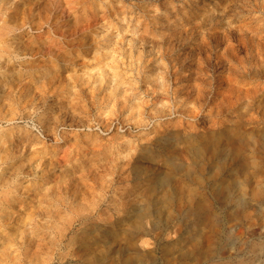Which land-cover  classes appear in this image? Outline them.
<instances>
[{
	"label": "rangeland",
	"instance_id": "obj_1",
	"mask_svg": "<svg viewBox=\"0 0 264 264\" xmlns=\"http://www.w3.org/2000/svg\"><path fill=\"white\" fill-rule=\"evenodd\" d=\"M228 7L232 43L240 27L264 34L247 0H0L2 264H191L192 241L258 230L243 209L264 207V93L259 109L222 111L229 66L248 65L241 48L215 64ZM260 68L243 93L264 92ZM153 131L144 156L164 171L121 178ZM230 243L206 264H264V233Z\"/></svg>",
	"mask_w": 264,
	"mask_h": 264
},
{
	"label": "bare ground",
	"instance_id": "obj_2",
	"mask_svg": "<svg viewBox=\"0 0 264 264\" xmlns=\"http://www.w3.org/2000/svg\"><path fill=\"white\" fill-rule=\"evenodd\" d=\"M28 2V1H27ZM47 3V2H46ZM45 3V4H46ZM30 4V3H29ZM28 4V5H29ZM23 5V4H22ZM47 6V4H46ZM3 8V7H2ZM39 9V8H38ZM232 10L228 7V10H226V12H222V14L220 15V18L225 22V24H227L228 29L226 34L224 35V40H223V47L225 48V52L223 54H221V57L219 58V60H217L215 62V64H222L224 61V58H226L224 55L225 53L229 54L227 56V59H236V53L238 51V48H241L245 51L247 57H248V65L244 66H237V67H233V66H229L228 69V73H227V77L225 79H223V83H225L229 90L226 94H223V98H222V104L225 106L224 110H222L223 112L225 111V113H229L231 111V109H240V108H244L245 111L248 110H255V109H259L260 106H262V99H257L254 95H258L257 93H264L261 90H257L252 92L251 94L246 92L243 93L242 89L239 87L240 85L244 84L246 81H250L254 78H250L249 76L253 75V72L257 73V70H260V66L264 65V34L258 36V32L256 31H251L249 34L248 32H244L243 29L240 27L237 29V37H236V45L234 43L231 42V39L233 37V34H235V30L233 29V27L231 26V19L228 16V12ZM20 14V13H19ZM213 15V14H212ZM234 16H238V13H234ZM4 18V17H3ZM22 18V17H21ZM20 18V19H21ZM43 18V17H42ZM5 19V18H4ZM7 19V18H6ZM19 19V18H18ZM2 20V19H1ZM13 20V19H12ZM23 22V21H22ZM4 25V24H2ZM2 27V26H1ZM260 29H256V30H261V26H259ZM7 29V28H6ZM11 29V28H10ZM1 30V29H0ZM4 30V29H2ZM1 32V31H0ZM4 33L8 34L7 31H5ZM2 33V34H4ZM101 33V32H100ZM19 34V33H18ZM1 35V34H0ZM23 35V34H22ZM5 36V34H4ZM97 36V35H96ZM255 36H258L257 38ZM1 38V36H0ZM6 37H4L5 39ZM98 38V37H97ZM105 38V37H104ZM103 39V37H102ZM3 40V39H2ZM110 40V39H109ZM3 43V42H2ZM5 43V42H4ZM7 43V41H6ZM110 43V42H109ZM97 44V43H96ZM2 45V44H0ZM6 45V44H5ZM3 46V45H2ZM105 46V45H104ZM9 47V46H8ZM108 47V46H107ZM1 48V47H0ZM112 48V47H110ZM4 50V49H3ZM2 50V51H3ZM6 50V49H5ZM4 50V51H5ZM12 50V48H11ZM95 49H93L94 51ZM108 50V49H107ZM106 50V51H107ZM112 50V49H111ZM7 53V52H6ZM5 53V54H6ZM9 53V51H8ZM21 53V52H20ZM99 54V53H98ZM3 55V54H2ZM96 55V54H95ZM10 56V55H9ZM8 57V56H7ZM238 57V56H237ZM96 58V57H95ZM3 59V58H2ZM209 59V55L204 56V60H208ZM239 59V58H237ZM241 59V58H240ZM8 61V60H5ZM92 61V60H91ZM94 61V60H93ZM236 61V60H234ZM241 61V60H240ZM245 62V61H244ZM243 62V63H244ZM1 63V62H0ZM9 63V61H8ZM204 63V64H203ZM241 63V62H240ZM4 64V63H3ZM90 64V63H89ZM205 62H201V68L202 71H206L205 68L211 70V65H206L205 66ZM246 64V63H245ZM10 65V64H9ZM8 65V66H9ZM28 65V64H27ZM233 65V64H232ZM237 65V64H236ZM3 66V65H2ZM93 66V65H92ZM260 68V69H259ZM16 69V68H14ZM263 69V68H262ZM259 72V71H258ZM115 73V72H114ZM261 73V72H260ZM259 73V74H260ZM22 74V73H21ZM9 76V75H8ZM254 76V75H253ZM252 77V76H251ZM15 78V77H14ZM2 79V78H1ZM0 79V80H1ZM4 81V80H3ZM256 81V79L254 80ZM253 81V82H254ZM2 82V81H1ZM11 82V81H10ZM201 83L203 81H200ZM205 82V81H204ZM6 84V83H5ZM1 85V84H0ZM3 86V85H2ZM9 86V85H8ZM4 88V87H3ZM1 88V89H3ZM196 89V97L192 103L191 109H190V113L195 114L197 113V109L201 108L204 104L205 101V90L200 88L198 85L193 86V89ZM0 89V90H1ZM116 89V88H115ZM4 90V89H3ZM2 90V91H3ZM1 91V92H2ZM261 91V92H259ZM0 92V93H1ZM7 93V92H5ZM5 95V94H4ZM7 95V94H6ZM5 95V96H6ZM4 97V96H3ZM2 97V98H3ZM7 97V96H6ZM1 98V97H0ZM38 98V97H37ZM6 100V99H5ZM244 100V101H243ZM16 101V100H15ZM5 102V101H2ZM245 103V104H244ZM2 105V104H0ZM13 106V105H12ZM2 107V106H1ZM3 111V110H2ZM221 113V112H220ZM219 113V114H220ZM53 122V120H52ZM11 130H13V128H11ZM21 131V130H20ZM11 132V131H10ZM16 132V131H15ZM24 132V131H23ZM12 133V132H11ZM20 133V132H19ZM25 133V132H24ZM44 133V132H43ZM8 134V133H7ZM24 135V134H23ZM2 137V136H0ZM11 138V135L9 136ZM40 138V137H39ZM36 139V138H35ZM38 139V138H37ZM6 142V141H5ZM3 143V142H2ZM22 143V142H21ZM38 143V142H37ZM1 144V143H0ZM27 144V143H26ZM7 145V144H6ZM9 145V144H8ZM4 146V144H3ZM15 146V145H14ZM13 147V146H12ZM28 147V146H27ZM5 153V151H4ZM2 153V154H4ZM14 164V163H13ZM12 165V164H11ZM3 179V178H2ZM6 179V178H5ZM1 183V182H0ZM13 202V201H12ZM16 205V204H15ZM70 231V230H69ZM62 235V234H61ZM65 235H62L60 237V241H59V245L61 243V240H63L62 238H64ZM58 242V241H57ZM62 244V243H61ZM55 251V250H54ZM61 252V251H60ZM75 263V262H74ZM78 263V262H77ZM76 264V263H75ZM79 264V263H78Z\"/></svg>",
	"mask_w": 264,
	"mask_h": 264
},
{
	"label": "clouds",
	"instance_id": "obj_3",
	"mask_svg": "<svg viewBox=\"0 0 264 264\" xmlns=\"http://www.w3.org/2000/svg\"><path fill=\"white\" fill-rule=\"evenodd\" d=\"M236 2L237 0H229V3ZM247 3L251 6L248 13L249 17L253 19H255L256 17L264 18V0H255V5H252V0H247ZM217 39H219V37H217ZM161 132L153 131L149 135H141L140 137L136 138V146L139 150V154L136 156L133 162L120 165L121 178L124 177L126 169L131 168L132 171L136 166L152 169L157 174L164 171L159 161L153 162L151 159H148L144 156V152L146 151L144 146L151 145L153 141H156L160 137ZM168 151L171 154L170 148L168 149ZM228 167L232 168L233 165L229 164ZM101 190L107 191L108 189L101 186ZM220 202L221 204H223L222 198L220 199ZM247 204L248 206L243 209V212H248L250 209L254 212L255 218L261 221V224L256 226L258 230L245 232L243 235H239L238 233L242 232L244 229V225L241 224L238 227L233 226L231 231H229L228 228H225L224 232H227L226 237L223 232H221L219 236L204 237L199 244H196L194 241H192L188 244L186 249V251L192 253V256L190 257L191 264H206L207 261L217 256L223 258L224 260H227L229 256L236 254L238 251L236 247L231 245L230 241L236 238L246 241L258 236L260 233H264V207L255 205L254 202L250 199L247 201ZM257 209H259V212L257 211ZM232 211L235 210L233 209ZM117 215H119V213H117ZM251 218L252 217L249 216V219ZM120 223V221H117L113 225L114 229L118 228L120 226ZM10 254L15 256L17 254L16 249H11ZM0 264H2V262H0Z\"/></svg>",
	"mask_w": 264,
	"mask_h": 264
}]
</instances>
